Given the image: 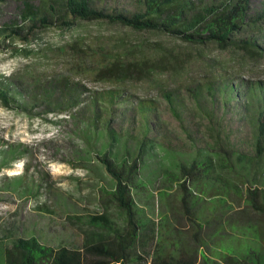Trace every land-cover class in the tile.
I'll use <instances>...</instances> for the list:
<instances>
[{"label": "rangeland", "instance_id": "obj_1", "mask_svg": "<svg viewBox=\"0 0 264 264\" xmlns=\"http://www.w3.org/2000/svg\"><path fill=\"white\" fill-rule=\"evenodd\" d=\"M22 1L0 2V24L19 15ZM93 1L108 11L134 12L137 6V0ZM212 66L220 73L264 80V61L242 51H222L216 45L202 50L163 34L106 21L77 20L70 28H40L28 42L17 38L1 46L0 82L18 87L23 98L9 107L0 101V264H5V250L17 238L36 236L55 249L78 248L86 238L109 235L101 223L92 222L93 217L109 218L117 230L126 227L125 215L112 198L113 181L98 159L109 146L106 134L35 100L36 87L47 90L60 81L80 83L86 94L122 89L136 101L157 102L172 142L168 146L157 139L144 159L147 190L141 205L145 224L158 231L160 251L195 264L226 263L228 257L238 261L247 255L250 262L264 264V215L251 207L249 185L234 173H223L229 193L196 199L195 218L205 223L197 242L198 228L189 221L180 184L175 183L180 165L191 163L198 150L171 116L163 91L210 80ZM200 124L206 126L205 144L213 145L209 124ZM129 147L135 152L137 144Z\"/></svg>", "mask_w": 264, "mask_h": 264}, {"label": "trees", "instance_id": "obj_2", "mask_svg": "<svg viewBox=\"0 0 264 264\" xmlns=\"http://www.w3.org/2000/svg\"><path fill=\"white\" fill-rule=\"evenodd\" d=\"M93 2L41 0L36 6L23 0L19 15L0 24V47L17 38L28 42L30 34L40 28H70L77 20L106 21L163 34L202 50L216 45L222 51L234 49L264 61V0H137L134 12L108 11L95 7ZM213 68L210 80L193 81L183 87L184 92L169 88L163 91L171 116L198 150L191 163L180 165V177L175 180L180 184L186 215L198 228L194 234L197 242L205 223L199 224L195 218L196 199L209 194L220 198L229 193L231 187L223 173H234L236 179L249 185V203L264 215V80L246 79L227 74L226 70L220 73ZM20 97L23 93L18 87L0 82V101L6 107ZM38 98L54 112L69 115L75 123L92 125L95 133L106 134L109 146L98 159L113 181L112 198L125 215L126 227L117 230L109 218L93 217L92 222L101 223L109 235L86 238L78 248L55 249L36 236L17 238L5 250V264H134V260L143 264H195L191 259L160 251L156 227L145 224L147 217L141 205L142 193L147 190L142 175L144 159L152 154L157 139L168 146L172 142L157 102L136 101L122 89L86 94L83 85L67 81L47 90L36 87L35 100ZM203 121L209 124L207 129L214 138L211 146L205 144L208 135L206 126L200 124ZM134 142L137 149L131 152L129 145ZM200 143L204 147L200 148ZM236 164L239 169H235ZM210 185L216 189L209 190ZM226 264L262 263L250 262L247 255L238 261L228 257Z\"/></svg>", "mask_w": 264, "mask_h": 264}, {"label": "crops", "instance_id": "obj_3", "mask_svg": "<svg viewBox=\"0 0 264 264\" xmlns=\"http://www.w3.org/2000/svg\"><path fill=\"white\" fill-rule=\"evenodd\" d=\"M197 264H213V263H207V262H199ZM219 264H226V263H219Z\"/></svg>", "mask_w": 264, "mask_h": 264}]
</instances>
